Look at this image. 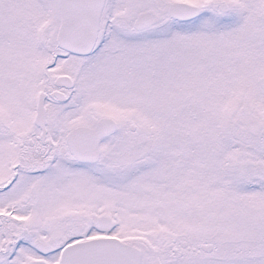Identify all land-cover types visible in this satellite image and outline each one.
I'll return each instance as SVG.
<instances>
[{
  "label": "snow or ice",
  "instance_id": "obj_1",
  "mask_svg": "<svg viewBox=\"0 0 264 264\" xmlns=\"http://www.w3.org/2000/svg\"><path fill=\"white\" fill-rule=\"evenodd\" d=\"M0 264H264V0H0Z\"/></svg>",
  "mask_w": 264,
  "mask_h": 264
}]
</instances>
